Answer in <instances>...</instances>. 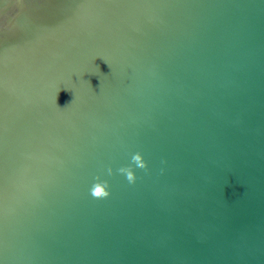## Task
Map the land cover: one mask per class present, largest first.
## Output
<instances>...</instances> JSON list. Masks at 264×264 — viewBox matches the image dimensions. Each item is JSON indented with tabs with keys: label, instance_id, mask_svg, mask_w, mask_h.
Here are the masks:
<instances>
[{
	"label": "water",
	"instance_id": "1",
	"mask_svg": "<svg viewBox=\"0 0 264 264\" xmlns=\"http://www.w3.org/2000/svg\"><path fill=\"white\" fill-rule=\"evenodd\" d=\"M0 264H264V0H0Z\"/></svg>",
	"mask_w": 264,
	"mask_h": 264
},
{
	"label": "clouds",
	"instance_id": "2",
	"mask_svg": "<svg viewBox=\"0 0 264 264\" xmlns=\"http://www.w3.org/2000/svg\"><path fill=\"white\" fill-rule=\"evenodd\" d=\"M147 168L148 164L147 161L144 159L143 155L139 152H136L132 154L131 163L129 165L120 167L116 171L119 174L123 175L130 184H135L138 179L136 169L146 170ZM113 174V169L108 168L107 175L111 176ZM89 191L90 195L94 199H107L111 195L110 184L108 180L101 179L100 177L96 178L95 183L92 184Z\"/></svg>",
	"mask_w": 264,
	"mask_h": 264
}]
</instances>
